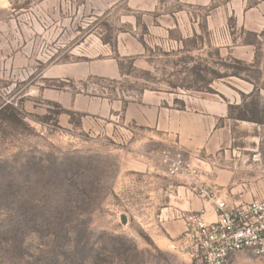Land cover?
<instances>
[{"label": "rangeland", "instance_id": "374dc122", "mask_svg": "<svg viewBox=\"0 0 264 264\" xmlns=\"http://www.w3.org/2000/svg\"><path fill=\"white\" fill-rule=\"evenodd\" d=\"M144 92L228 104L264 186V0H0V264H202L160 240L165 147L124 116Z\"/></svg>", "mask_w": 264, "mask_h": 264}, {"label": "crops", "instance_id": "0c3cea01", "mask_svg": "<svg viewBox=\"0 0 264 264\" xmlns=\"http://www.w3.org/2000/svg\"><path fill=\"white\" fill-rule=\"evenodd\" d=\"M227 111L228 104L207 96L182 100L177 105L165 94L144 92L137 102L126 107L124 116L127 122L146 129L140 141L143 146L159 144L181 149L198 167V183L218 191L229 205H238L252 201L264 186L246 181L233 164L235 151L229 149L234 139L225 120ZM143 170L166 179L163 183L156 175L150 183L153 190L163 195L159 199L156 192L155 197L162 206L155 216L160 217L163 229L161 241L177 238L189 213L206 210L208 221L216 219L213 203L199 197L189 181L167 177L164 169L160 171L151 165H144Z\"/></svg>", "mask_w": 264, "mask_h": 264}, {"label": "built area", "instance_id": "2783aa9c", "mask_svg": "<svg viewBox=\"0 0 264 264\" xmlns=\"http://www.w3.org/2000/svg\"><path fill=\"white\" fill-rule=\"evenodd\" d=\"M155 156L167 177L186 179L199 197L215 207L214 221L206 219V210L184 217V230L176 246L180 252L202 264H224L241 252L264 256V195L248 203L229 205L218 191L197 182L198 167L181 149L163 148Z\"/></svg>", "mask_w": 264, "mask_h": 264}]
</instances>
